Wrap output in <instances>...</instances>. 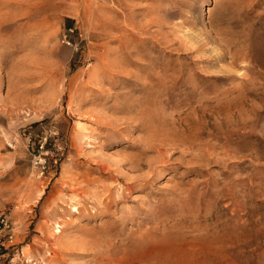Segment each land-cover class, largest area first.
I'll return each instance as SVG.
<instances>
[{
	"label": "rangeland",
	"instance_id": "rangeland-1",
	"mask_svg": "<svg viewBox=\"0 0 264 264\" xmlns=\"http://www.w3.org/2000/svg\"><path fill=\"white\" fill-rule=\"evenodd\" d=\"M0 213V264H264V0H0Z\"/></svg>",
	"mask_w": 264,
	"mask_h": 264
},
{
	"label": "built area",
	"instance_id": "built-area-1",
	"mask_svg": "<svg viewBox=\"0 0 264 264\" xmlns=\"http://www.w3.org/2000/svg\"><path fill=\"white\" fill-rule=\"evenodd\" d=\"M12 239L8 218L5 214L0 213V255H3L2 251L7 250L11 246Z\"/></svg>",
	"mask_w": 264,
	"mask_h": 264
},
{
	"label": "bare ground",
	"instance_id": "bare-ground-1",
	"mask_svg": "<svg viewBox=\"0 0 264 264\" xmlns=\"http://www.w3.org/2000/svg\"><path fill=\"white\" fill-rule=\"evenodd\" d=\"M40 7V6H39ZM35 9V8H34ZM37 11V9H36ZM140 160L139 161H136V162H133L132 163V166H131V170L135 169L137 167V165L139 164ZM134 176H131L129 179H132ZM117 179V177H115ZM58 231V230H57Z\"/></svg>",
	"mask_w": 264,
	"mask_h": 264
}]
</instances>
